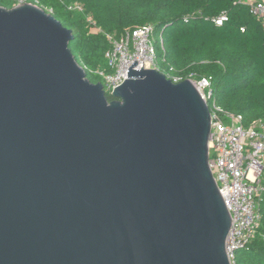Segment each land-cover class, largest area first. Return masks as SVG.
Listing matches in <instances>:
<instances>
[{"label":"water","instance_id":"1","mask_svg":"<svg viewBox=\"0 0 264 264\" xmlns=\"http://www.w3.org/2000/svg\"><path fill=\"white\" fill-rule=\"evenodd\" d=\"M73 39L0 7V264H231L194 83L136 62L109 102Z\"/></svg>","mask_w":264,"mask_h":264},{"label":"trees","instance_id":"2","mask_svg":"<svg viewBox=\"0 0 264 264\" xmlns=\"http://www.w3.org/2000/svg\"><path fill=\"white\" fill-rule=\"evenodd\" d=\"M38 1L73 31L70 49L91 83L102 81L97 70L108 71L107 35L118 39L128 29L154 25L165 46L164 53L159 41L156 45L160 73L211 78L214 100L223 110L242 115L246 126L264 119V28L240 0H68L82 4L83 14L67 11L57 0ZM13 2L0 0V7L12 9ZM223 12L230 20L220 27L214 20ZM87 17L105 34L92 30ZM258 212L257 235L237 253L236 264H264V195Z\"/></svg>","mask_w":264,"mask_h":264},{"label":"built area","instance_id":"3","mask_svg":"<svg viewBox=\"0 0 264 264\" xmlns=\"http://www.w3.org/2000/svg\"><path fill=\"white\" fill-rule=\"evenodd\" d=\"M57 2L71 13H85L80 3L68 0ZM14 3L15 7L28 4L54 15L53 8H42L38 0H14ZM239 3L248 6L264 28V0H240ZM229 20V15L223 12L214 23L221 27ZM87 21L92 30L105 34L91 17H87ZM107 38L111 44V49L105 54L108 71L95 72L102 79L100 83L104 85L106 94L112 96L118 84L129 79V68L136 62L138 64L132 70H142L145 62V70L155 69L159 72L154 25L128 29L118 39L108 35ZM159 43L165 53L162 38ZM169 77L175 84L192 81L209 106L210 168L233 220L226 246L231 264H236L237 253L255 239L261 219L258 207L264 195V119L246 126L242 115L223 110L214 100L211 78H197L193 74L185 80L182 77Z\"/></svg>","mask_w":264,"mask_h":264},{"label":"rangeland","instance_id":"4","mask_svg":"<svg viewBox=\"0 0 264 264\" xmlns=\"http://www.w3.org/2000/svg\"><path fill=\"white\" fill-rule=\"evenodd\" d=\"M15 4H14V2H13V7H15L14 6ZM159 41V38L158 37H156V39H154V42L156 43V45H157V42Z\"/></svg>","mask_w":264,"mask_h":264}]
</instances>
